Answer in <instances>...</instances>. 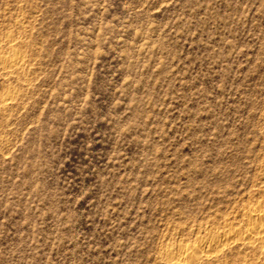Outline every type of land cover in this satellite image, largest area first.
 I'll use <instances>...</instances> for the list:
<instances>
[{"label":"rangeland","instance_id":"374dc122","mask_svg":"<svg viewBox=\"0 0 264 264\" xmlns=\"http://www.w3.org/2000/svg\"><path fill=\"white\" fill-rule=\"evenodd\" d=\"M10 36L0 264H166L261 198L264 0H0Z\"/></svg>","mask_w":264,"mask_h":264},{"label":"bare ground","instance_id":"6f19581e","mask_svg":"<svg viewBox=\"0 0 264 264\" xmlns=\"http://www.w3.org/2000/svg\"><path fill=\"white\" fill-rule=\"evenodd\" d=\"M7 39L10 50L0 53V72L13 75L24 69L26 60L13 43L16 38ZM18 97L15 88L0 93V111L11 108ZM259 191L261 198L244 206L238 221L199 227L194 239L168 243L162 259L166 264H264V184Z\"/></svg>","mask_w":264,"mask_h":264}]
</instances>
